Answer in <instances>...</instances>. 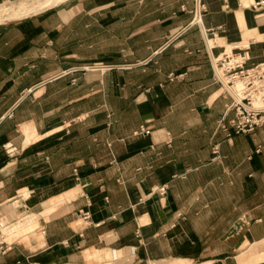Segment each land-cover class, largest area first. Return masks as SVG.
<instances>
[{
	"label": "crops",
	"instance_id": "obj_1",
	"mask_svg": "<svg viewBox=\"0 0 264 264\" xmlns=\"http://www.w3.org/2000/svg\"><path fill=\"white\" fill-rule=\"evenodd\" d=\"M228 49L264 62V0H65L0 25V215H19L0 264H264V124L233 132Z\"/></svg>",
	"mask_w": 264,
	"mask_h": 264
},
{
	"label": "built area",
	"instance_id": "obj_2",
	"mask_svg": "<svg viewBox=\"0 0 264 264\" xmlns=\"http://www.w3.org/2000/svg\"><path fill=\"white\" fill-rule=\"evenodd\" d=\"M246 62L245 54H222L214 59V78L231 99L227 110L234 112L231 127L235 134H250L264 124V62L251 67ZM149 134L143 125L132 132L133 136ZM214 154L218 160L216 148ZM158 192L165 194V187ZM83 218L88 220V214Z\"/></svg>",
	"mask_w": 264,
	"mask_h": 264
},
{
	"label": "rangeland",
	"instance_id": "obj_3",
	"mask_svg": "<svg viewBox=\"0 0 264 264\" xmlns=\"http://www.w3.org/2000/svg\"><path fill=\"white\" fill-rule=\"evenodd\" d=\"M38 1L39 0H20V1L11 2V3H3V4L1 3L0 4V14H2V18H4L5 16H9V17L15 16L17 18L9 20V21H15V20L21 18V17H18V15L16 14L17 13L16 8H19V7L24 6V5H31L33 3H37ZM40 11H42V9L38 10V12H40ZM39 16H43V15H39ZM226 53L229 54V49L227 50ZM95 65L96 64H88L85 67H96ZM7 211H9V209ZM18 216L19 215H17L16 213H12L10 211H9V213H3L2 214V218L3 217H5V218L2 220L3 222H1V220H0V227L2 230L1 232H2V234L6 240H9V236L7 237V230H4L6 227L5 225H7V223L10 222L12 219L18 218ZM33 222H34V219L31 217L28 218L25 222H19L14 227L10 228L11 229L10 233L14 232V230H16L17 228L26 226L28 224H33Z\"/></svg>",
	"mask_w": 264,
	"mask_h": 264
},
{
	"label": "bare ground",
	"instance_id": "obj_4",
	"mask_svg": "<svg viewBox=\"0 0 264 264\" xmlns=\"http://www.w3.org/2000/svg\"><path fill=\"white\" fill-rule=\"evenodd\" d=\"M63 1H65V0H39L37 3H33L31 5H24V6H21L19 8H16V12H17L16 14L18 15V17L28 16L30 14L38 12L39 9L43 10V9L48 8V7L60 4ZM14 18H17V17L5 16L4 18H2V14H0V22L9 21V20H12ZM7 210L8 209H4L3 213H8L9 211H7ZM2 214L0 215L1 217H2ZM1 222H3V221H1Z\"/></svg>",
	"mask_w": 264,
	"mask_h": 264
},
{
	"label": "water",
	"instance_id": "obj_5",
	"mask_svg": "<svg viewBox=\"0 0 264 264\" xmlns=\"http://www.w3.org/2000/svg\"><path fill=\"white\" fill-rule=\"evenodd\" d=\"M16 21V20H15ZM15 21H4V22H0V25H4V24H9L11 22H15Z\"/></svg>",
	"mask_w": 264,
	"mask_h": 264
}]
</instances>
